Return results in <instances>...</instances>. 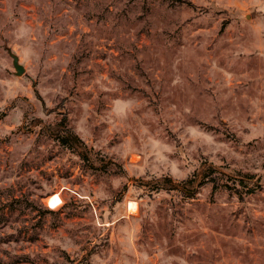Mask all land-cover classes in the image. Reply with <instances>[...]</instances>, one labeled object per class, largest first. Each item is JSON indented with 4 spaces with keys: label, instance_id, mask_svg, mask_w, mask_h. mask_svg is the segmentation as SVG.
Listing matches in <instances>:
<instances>
[{
    "label": "rangeland",
    "instance_id": "374dc122",
    "mask_svg": "<svg viewBox=\"0 0 264 264\" xmlns=\"http://www.w3.org/2000/svg\"><path fill=\"white\" fill-rule=\"evenodd\" d=\"M0 264H264V0H0Z\"/></svg>",
    "mask_w": 264,
    "mask_h": 264
},
{
    "label": "trees",
    "instance_id": "16d2710c",
    "mask_svg": "<svg viewBox=\"0 0 264 264\" xmlns=\"http://www.w3.org/2000/svg\"><path fill=\"white\" fill-rule=\"evenodd\" d=\"M176 1L181 2V0ZM187 3L191 5L190 2ZM65 123L66 119L63 118L55 127L53 138L58 142V145L61 148L76 151L78 157L90 167H103L101 164L93 166L85 153L86 146L84 142L75 135ZM237 176L231 177L229 174L208 165L189 173L185 179L178 182H173L169 177L162 178L156 183L155 187L172 191L183 199H190L195 195L198 188L210 183L212 193L216 192L218 189L224 188L236 194L239 201H242L244 196L253 194L255 188L249 187L248 183L244 182L243 178L245 175L238 174Z\"/></svg>",
    "mask_w": 264,
    "mask_h": 264
},
{
    "label": "water",
    "instance_id": "95a60500",
    "mask_svg": "<svg viewBox=\"0 0 264 264\" xmlns=\"http://www.w3.org/2000/svg\"><path fill=\"white\" fill-rule=\"evenodd\" d=\"M11 60H12V66L14 69V75L17 77H20L24 74V68L22 65L19 64L18 62V57L16 55H14L13 53H11L10 51L8 52Z\"/></svg>",
    "mask_w": 264,
    "mask_h": 264
},
{
    "label": "bare ground",
    "instance_id": "6f19581e",
    "mask_svg": "<svg viewBox=\"0 0 264 264\" xmlns=\"http://www.w3.org/2000/svg\"><path fill=\"white\" fill-rule=\"evenodd\" d=\"M127 208H128V212L129 211L133 212L135 210V208H136V205L133 202H129L128 205H127Z\"/></svg>",
    "mask_w": 264,
    "mask_h": 264
}]
</instances>
